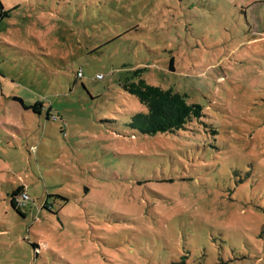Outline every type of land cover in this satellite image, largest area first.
Listing matches in <instances>:
<instances>
[{
	"label": "rangeland",
	"instance_id": "rangeland-1",
	"mask_svg": "<svg viewBox=\"0 0 264 264\" xmlns=\"http://www.w3.org/2000/svg\"><path fill=\"white\" fill-rule=\"evenodd\" d=\"M1 4L0 264H264V0ZM139 67L206 124L132 129Z\"/></svg>",
	"mask_w": 264,
	"mask_h": 264
},
{
	"label": "trees",
	"instance_id": "trees-1",
	"mask_svg": "<svg viewBox=\"0 0 264 264\" xmlns=\"http://www.w3.org/2000/svg\"><path fill=\"white\" fill-rule=\"evenodd\" d=\"M18 4L11 9H5L1 4L0 20L9 16L12 9L18 8ZM172 60L170 68L174 70ZM146 67L134 68L126 71L125 77L121 80V86L128 93L136 96L139 102L145 107L144 111L138 112L131 117L129 126L145 135H156L158 133H174L181 129H200V124H206L205 118L209 117L205 107L197 102L189 101L187 94L181 93L173 87L165 88L148 82L145 77ZM23 103V99H20ZM42 102L27 106L34 108ZM50 114H48L49 116ZM214 132L217 131L214 129ZM23 186L14 190L11 194L10 203L19 213L26 204L20 202L24 193ZM58 196V195H57ZM60 197V196H58ZM62 198V197H60ZM63 207L68 203V199ZM47 205V204H45ZM62 207V206H61Z\"/></svg>",
	"mask_w": 264,
	"mask_h": 264
},
{
	"label": "built area",
	"instance_id": "built-area-1",
	"mask_svg": "<svg viewBox=\"0 0 264 264\" xmlns=\"http://www.w3.org/2000/svg\"><path fill=\"white\" fill-rule=\"evenodd\" d=\"M78 76H79V77H83V72H82V70H79V72H78ZM98 77L100 78V77H102V75H98ZM28 198H29V195H28L27 191H24V193L21 195L20 202H21L22 204H25Z\"/></svg>",
	"mask_w": 264,
	"mask_h": 264
}]
</instances>
